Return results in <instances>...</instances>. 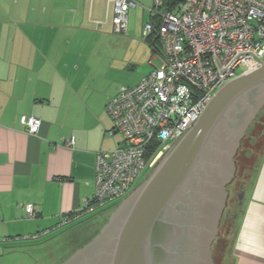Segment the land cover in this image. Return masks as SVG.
<instances>
[{
	"label": "crops",
	"instance_id": "crops-1",
	"mask_svg": "<svg viewBox=\"0 0 264 264\" xmlns=\"http://www.w3.org/2000/svg\"><path fill=\"white\" fill-rule=\"evenodd\" d=\"M137 3L152 19L151 1ZM113 15L105 0H0V239L37 238L98 215L82 210L94 192L95 154L118 141L105 135V104L117 90L102 87L95 50L113 32ZM31 115L41 121L34 135ZM244 187L231 264H264V148Z\"/></svg>",
	"mask_w": 264,
	"mask_h": 264
},
{
	"label": "built area",
	"instance_id": "built-area-1",
	"mask_svg": "<svg viewBox=\"0 0 264 264\" xmlns=\"http://www.w3.org/2000/svg\"><path fill=\"white\" fill-rule=\"evenodd\" d=\"M150 1L152 19L143 24L142 36L158 39L160 63L108 98L105 111L112 125L105 135H118V141L95 154L94 192L82 211L117 206L142 172L153 169L193 126L218 88L264 61V0H180L171 8L164 0ZM105 2L113 4V33L126 35L137 0ZM25 125L34 135L41 121L31 115ZM25 211L34 216L32 204Z\"/></svg>",
	"mask_w": 264,
	"mask_h": 264
},
{
	"label": "water",
	"instance_id": "water-1",
	"mask_svg": "<svg viewBox=\"0 0 264 264\" xmlns=\"http://www.w3.org/2000/svg\"><path fill=\"white\" fill-rule=\"evenodd\" d=\"M263 86L264 61L256 70L218 88L193 126L170 146L149 177L119 202L90 242L61 264H157L161 258L157 247L162 255L170 251L166 242L162 244L160 233L176 227L170 217L195 212L199 190L213 164L225 150L231 148L233 152L238 147L239 139L264 105V90L255 95ZM229 126L236 127L233 140ZM225 181H219L213 194V199L219 197V204L212 211V235L224 204L221 186ZM203 193L202 199L207 195L206 190Z\"/></svg>",
	"mask_w": 264,
	"mask_h": 264
},
{
	"label": "rangeland",
	"instance_id": "rangeland-1",
	"mask_svg": "<svg viewBox=\"0 0 264 264\" xmlns=\"http://www.w3.org/2000/svg\"><path fill=\"white\" fill-rule=\"evenodd\" d=\"M144 18H142L140 7L131 9L128 14V33L121 35L109 31L103 34L101 47L100 42H98L95 50L101 53L98 55H102L105 62L104 74H99L100 78L105 75L101 84L103 88L114 87L117 90L122 85L134 86L154 66L159 65L160 59L153 55L152 44L148 45V42L142 36ZM237 72H240V68ZM245 132L246 136H243L240 141L239 156L235 158L237 163L235 182L242 185H244L245 182L243 181L247 178L246 168L249 167L251 159L254 158L255 163H258L264 148V105L258 111L256 118L250 122ZM114 137L117 138L118 135ZM152 170L143 171L131 190L142 184L152 173ZM131 190L121 197L119 202ZM106 208V206H103L95 209V214L106 211ZM238 216L240 219L241 215ZM101 224L93 229L84 228L85 225H83L75 228L76 231H68L70 226H63L37 238L0 239V264H58L64 255L67 257L70 253L76 252L91 241L94 237L83 244L87 241L90 232L96 230L98 233L100 231L103 227ZM78 247L80 248L77 249ZM227 261V264L232 263V260Z\"/></svg>",
	"mask_w": 264,
	"mask_h": 264
},
{
	"label": "flooded vegetation",
	"instance_id": "flooded-vegetation-1",
	"mask_svg": "<svg viewBox=\"0 0 264 264\" xmlns=\"http://www.w3.org/2000/svg\"><path fill=\"white\" fill-rule=\"evenodd\" d=\"M260 90H264V86L257 89L255 95L260 94L258 93ZM256 115L253 119L256 118ZM238 123H236L237 126ZM229 127L233 129V134L230 137L232 139L236 132V127ZM241 138L239 139L240 141ZM240 141L233 152L231 148H228L227 151L225 150L224 155H219V161L213 164L209 171L210 175L208 174V180L204 182L203 189L199 190L201 194L195 202V212L179 213L170 217L171 223L174 222L176 227L172 228L170 232L162 230V233H160L162 244L166 242L165 246H168L170 251L162 255L161 249L157 247L159 252L157 255L160 254L161 256L157 264H227V260H232L231 248L235 238V231L238 227V215L241 212V200L245 190L244 185L235 182L237 168L235 156L240 148ZM232 163L233 170L231 171ZM223 179H226L221 186V189L223 188L222 191L225 193L223 195L225 197L224 204L222 210L219 211L216 229L212 235L211 231L214 222L212 211L219 204V197L217 196L215 200L213 199V194L217 191V184ZM205 190L207 195L202 199ZM183 204H180L182 208L185 206ZM209 208L210 214L207 215V209L209 210Z\"/></svg>",
	"mask_w": 264,
	"mask_h": 264
},
{
	"label": "trees",
	"instance_id": "trees-1",
	"mask_svg": "<svg viewBox=\"0 0 264 264\" xmlns=\"http://www.w3.org/2000/svg\"><path fill=\"white\" fill-rule=\"evenodd\" d=\"M178 1H180V0H164V4H165L167 7L171 8V7H173L174 4H175L176 2H178ZM154 22H155V26L157 27L158 22H157V21H154ZM148 37L151 39L152 44H154V45L156 46V43L158 42V39L155 38V35L151 34V35H149ZM157 48H158V47H157ZM244 136H246V132H245ZM251 138H252V137H251ZM237 156H239V150L237 151V154H236V157H235V158H237ZM253 159H254V158H253ZM253 159H251V163H250L249 167L246 168V170H247V172H248V175L246 176V177H247L246 180L250 179L252 173H253V172L255 171V169H256V166H257L256 164H257V162L255 163V161H254ZM243 182H245V180H244ZM116 207H117V206L107 207V208H106V211H103L101 214H98L97 216L92 217L91 219H88V220H86V221H84V222L77 223V224H75V225L70 226L69 229H68V231H73V230L76 231L75 228L80 227V226H83V225H85L84 228H91V229H93L94 227H95V228L99 227L101 223H102L101 225H104L105 222L107 221V219L109 218L111 212L114 211V209H115ZM94 231H95V232H92V233L90 232V233L88 234L87 241L84 242L83 244L87 243L90 239H92V238L96 235L97 231H96V230H94ZM81 246H82V245H81ZM81 246H80V247H81ZM80 247H78L77 249H79ZM73 252H74V251H73ZM73 252H72V253H73ZM72 253H70L69 255H67V257L64 255V257L59 261V263H61V262H63L64 260H66V259H67ZM59 263H58V264H59Z\"/></svg>",
	"mask_w": 264,
	"mask_h": 264
}]
</instances>
